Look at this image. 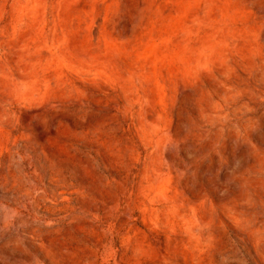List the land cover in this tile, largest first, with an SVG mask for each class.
I'll return each instance as SVG.
<instances>
[{"label":"rangeland","instance_id":"374dc122","mask_svg":"<svg viewBox=\"0 0 264 264\" xmlns=\"http://www.w3.org/2000/svg\"><path fill=\"white\" fill-rule=\"evenodd\" d=\"M0 264H264V0H0Z\"/></svg>","mask_w":264,"mask_h":264}]
</instances>
